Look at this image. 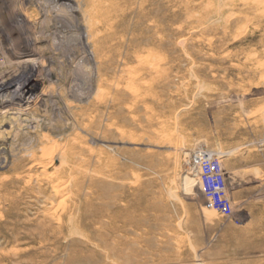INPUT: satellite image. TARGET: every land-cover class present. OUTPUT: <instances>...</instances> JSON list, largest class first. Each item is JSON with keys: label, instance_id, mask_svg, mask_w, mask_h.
Instances as JSON below:
<instances>
[{"label": "rangeland", "instance_id": "374dc122", "mask_svg": "<svg viewBox=\"0 0 264 264\" xmlns=\"http://www.w3.org/2000/svg\"><path fill=\"white\" fill-rule=\"evenodd\" d=\"M0 86V264H264V0H6Z\"/></svg>", "mask_w": 264, "mask_h": 264}, {"label": "built area", "instance_id": "2783aa9c", "mask_svg": "<svg viewBox=\"0 0 264 264\" xmlns=\"http://www.w3.org/2000/svg\"><path fill=\"white\" fill-rule=\"evenodd\" d=\"M201 185L214 209L229 214L232 210L226 194V181L219 163L209 155L199 159Z\"/></svg>", "mask_w": 264, "mask_h": 264}, {"label": "bare ground", "instance_id": "6f19581e", "mask_svg": "<svg viewBox=\"0 0 264 264\" xmlns=\"http://www.w3.org/2000/svg\"><path fill=\"white\" fill-rule=\"evenodd\" d=\"M0 3H2L0 6H1V8H3L4 6H6V0H0ZM70 7V6H69ZM78 30V29H77ZM84 31V30H83ZM30 78H32V77H28L27 79L29 80ZM24 84H25V82H24ZM9 86V85H8ZM20 86H19V88H18V86H17V88H16V91L15 92H19L20 91ZM10 91V90H9ZM5 92V88H3V86H0V96L2 95V93H4ZM11 92V91H10ZM12 92H14V91H12ZM5 94V93H4ZM7 94V93H6ZM1 101H2V99H0V103H1ZM44 165V164H43ZM47 165H44V167H46ZM43 167V166H42ZM49 167V166H48ZM45 171V170H44ZM50 175H51V173H50ZM58 181V180H57ZM54 183H57V182H54ZM60 185H55V184H53V185H51V187H52V191H53V193H54V195L55 196H63V185H61V187H59ZM67 189V188H66ZM65 192V191H64ZM69 192V191H68ZM72 194H74V192L72 193ZM68 195V196H67ZM67 197L66 198H68V199H72V197H73V195L71 196H69V194L67 193ZM65 196H64V198H62L61 199V203L62 202H64L65 203ZM60 200V199H59ZM73 200V199H72ZM61 203H60V205H61ZM73 204V208L76 206V204L73 202L72 203ZM52 205V204H51ZM57 206H58V204H57ZM68 207V206H67ZM56 209V208H55ZM71 209V208H70ZM78 210V209H77ZM48 211V210H47ZM64 213L63 214H60L59 216L58 215H56L57 217H56V219H55V222L57 223V227H58V229L59 230H61V232H63V227L64 226H66L67 225V227L68 228H70V229H72L73 228V226L75 225V220H76V218H75V215L73 214V211H71V210H64L63 211ZM78 212V211H77ZM51 217V216H50ZM52 218H54L53 217V215H52ZM260 221V220H259ZM56 229V228H55ZM249 230V229H248ZM53 232H54V230H52ZM244 232V231H243ZM57 234H59V233H57ZM55 235H56V233H55Z\"/></svg>", "mask_w": 264, "mask_h": 264}]
</instances>
